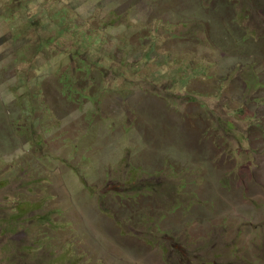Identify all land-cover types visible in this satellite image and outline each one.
<instances>
[{"label": "rangeland", "instance_id": "obj_1", "mask_svg": "<svg viewBox=\"0 0 264 264\" xmlns=\"http://www.w3.org/2000/svg\"><path fill=\"white\" fill-rule=\"evenodd\" d=\"M0 264H264V0H0Z\"/></svg>", "mask_w": 264, "mask_h": 264}]
</instances>
